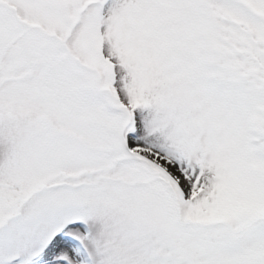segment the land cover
<instances>
[{"label": "snow or ice", "instance_id": "6c2138e0", "mask_svg": "<svg viewBox=\"0 0 264 264\" xmlns=\"http://www.w3.org/2000/svg\"><path fill=\"white\" fill-rule=\"evenodd\" d=\"M0 264H264V0H0Z\"/></svg>", "mask_w": 264, "mask_h": 264}]
</instances>
